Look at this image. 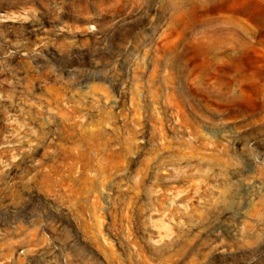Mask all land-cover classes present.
<instances>
[{"label":"rangeland","instance_id":"obj_1","mask_svg":"<svg viewBox=\"0 0 264 264\" xmlns=\"http://www.w3.org/2000/svg\"><path fill=\"white\" fill-rule=\"evenodd\" d=\"M0 264H264V0H0Z\"/></svg>","mask_w":264,"mask_h":264}]
</instances>
